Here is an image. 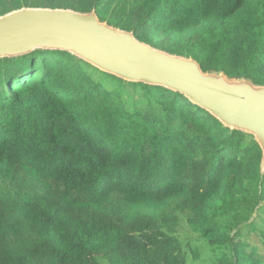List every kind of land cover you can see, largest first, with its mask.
<instances>
[{
    "label": "trees",
    "instance_id": "trees-1",
    "mask_svg": "<svg viewBox=\"0 0 264 264\" xmlns=\"http://www.w3.org/2000/svg\"><path fill=\"white\" fill-rule=\"evenodd\" d=\"M94 9L203 71L264 85V0H0ZM254 138L64 51L0 59V264H264Z\"/></svg>",
    "mask_w": 264,
    "mask_h": 264
},
{
    "label": "water",
    "instance_id": "water-1",
    "mask_svg": "<svg viewBox=\"0 0 264 264\" xmlns=\"http://www.w3.org/2000/svg\"><path fill=\"white\" fill-rule=\"evenodd\" d=\"M35 50L64 51L125 82L180 93L231 130L251 135L264 173V85L203 71L191 57L172 54L102 21L94 9L21 7L0 16V59Z\"/></svg>",
    "mask_w": 264,
    "mask_h": 264
}]
</instances>
